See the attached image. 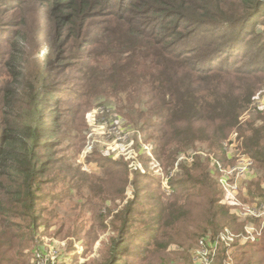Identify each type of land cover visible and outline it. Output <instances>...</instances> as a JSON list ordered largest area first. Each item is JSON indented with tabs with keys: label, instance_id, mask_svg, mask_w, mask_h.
<instances>
[{
	"label": "rangeland",
	"instance_id": "obj_1",
	"mask_svg": "<svg viewBox=\"0 0 264 264\" xmlns=\"http://www.w3.org/2000/svg\"><path fill=\"white\" fill-rule=\"evenodd\" d=\"M57 4L0 0V82L8 78L9 58L20 60L15 68L24 88L23 114L41 131L42 171L39 189L34 187L40 195L34 203L35 221L0 172V264H38L37 253L43 264H159L158 240L153 239L157 210L178 189L199 191L194 181H185L191 174L199 176L197 159L217 181L220 204L236 218L235 225L219 233L229 228L237 237L230 246L221 243L214 259L225 249L223 264H257L264 247V208H259L264 203V168L252 158L249 172L238 178L236 203L228 185L220 182L221 165L233 169L240 156L251 158L240 130L229 134L223 149L197 141L176 159L161 160L154 137L159 130L151 126L155 118L147 112V98L130 87L114 86L105 76L121 63L116 81L125 72L123 64L133 66L126 46H119L121 26L109 27L102 22L105 16L87 28L82 19L67 23L73 10L61 11ZM262 85L241 117L243 124H261ZM199 214L195 209L193 218ZM181 245L173 243L166 250L164 256L174 260L167 264H188L183 256L187 246ZM195 249H189L192 259Z\"/></svg>",
	"mask_w": 264,
	"mask_h": 264
},
{
	"label": "trees",
	"instance_id": "obj_2",
	"mask_svg": "<svg viewBox=\"0 0 264 264\" xmlns=\"http://www.w3.org/2000/svg\"><path fill=\"white\" fill-rule=\"evenodd\" d=\"M57 3L61 11L73 10V14L66 16L67 23L82 19L87 28L96 17L105 16L102 22L109 27L121 26L119 46H126L125 53L133 66L123 64L125 72L116 81L114 76L121 63L106 71L105 76L114 86L130 87L147 98L146 104L150 105L147 112L155 118L151 126L159 130L154 137L161 160L176 159L197 141L224 147L223 142L238 128L247 152L264 168V111L258 112L260 125L255 121L243 124L241 120L264 84V60L259 59L264 54L263 0H57ZM90 40L96 46L98 41ZM13 58L5 65L7 80L0 82V172L20 196L16 201L25 203L27 215L35 221L38 217L34 203L40 196L36 190L42 174L38 164L41 131L24 117L25 102L21 97L24 88L17 76L20 60ZM196 161L199 176L187 172L191 176L185 181H194L199 191L185 193V189H178L157 210L159 225L153 239L158 240L159 264L174 261L169 254L164 256L173 243L187 246V253H183L186 262L196 264L189 249L197 248L199 240L209 232L216 235L225 226L236 223L229 209L220 204V190L210 170L206 171V166ZM262 192L259 190L258 196ZM195 209L200 214L193 218ZM262 251L257 264H263L264 247ZM224 257L222 249L213 263L223 264Z\"/></svg>",
	"mask_w": 264,
	"mask_h": 264
},
{
	"label": "built area",
	"instance_id": "obj_3",
	"mask_svg": "<svg viewBox=\"0 0 264 264\" xmlns=\"http://www.w3.org/2000/svg\"><path fill=\"white\" fill-rule=\"evenodd\" d=\"M252 166V158L246 155L240 156L238 166L233 169L225 170L221 165V172L224 175L221 177L220 182L222 185H228L229 188L226 190L229 191L230 199L232 202L236 203V193L239 190L238 178L241 175L247 174ZM257 206V205H256ZM258 207V206H257ZM259 208H264V203L262 202ZM251 209V208H250ZM249 209V210H250ZM247 215L246 213H243ZM237 236L231 232L229 228H225L221 233L218 234L216 238L213 237H203L198 242V247L195 249L193 254V259L196 264H212L214 256L217 253V250L221 243H224L226 246L232 245ZM37 263L43 264L41 261V254H36ZM229 264V263H227Z\"/></svg>",
	"mask_w": 264,
	"mask_h": 264
}]
</instances>
